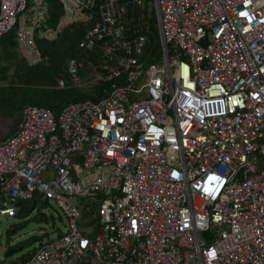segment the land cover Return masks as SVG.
I'll use <instances>...</instances> for the list:
<instances>
[{
  "label": "built area",
  "instance_id": "built-area-1",
  "mask_svg": "<svg viewBox=\"0 0 264 264\" xmlns=\"http://www.w3.org/2000/svg\"><path fill=\"white\" fill-rule=\"evenodd\" d=\"M57 1L0 0L29 65L82 26L54 89L101 93L0 140V217L67 220L22 264H264V0Z\"/></svg>",
  "mask_w": 264,
  "mask_h": 264
},
{
  "label": "trees",
  "instance_id": "trees-1",
  "mask_svg": "<svg viewBox=\"0 0 264 264\" xmlns=\"http://www.w3.org/2000/svg\"><path fill=\"white\" fill-rule=\"evenodd\" d=\"M47 1L50 8L49 26L55 27L61 10L57 0ZM83 30L82 26H69L60 32L55 41L37 40L43 60L35 65H28L22 56L20 60L16 59V53L19 51L13 31L0 37V119L1 122L7 123V132L17 129L22 110L27 106L43 107L57 115L69 102L86 99L96 101L101 98L99 87L78 92L51 88L54 85V78L62 70L66 60L73 55L77 43L83 36ZM27 204L22 203V209ZM38 240V237L35 238L36 242ZM17 249L16 246L8 247L5 256L14 255ZM27 259L28 253L9 264H22Z\"/></svg>",
  "mask_w": 264,
  "mask_h": 264
},
{
  "label": "rangeland",
  "instance_id": "rangeland-1",
  "mask_svg": "<svg viewBox=\"0 0 264 264\" xmlns=\"http://www.w3.org/2000/svg\"><path fill=\"white\" fill-rule=\"evenodd\" d=\"M145 5L152 18L150 21L153 30L157 33L158 26L153 17L154 9L151 0H146ZM16 59H21L20 53H16ZM10 73L11 71H9ZM51 88H54V85ZM74 90L84 91L85 88L71 89V91ZM7 130V123L1 122L0 119V134L4 135ZM31 207L32 203H28L15 218L0 217V262L2 264H9L31 251L37 246L44 233L49 234L54 229L64 230L66 228L67 220L55 203L42 200L32 211H30ZM37 237L39 240L36 242L35 238ZM12 246L18 248L17 252L12 256H5V250Z\"/></svg>",
  "mask_w": 264,
  "mask_h": 264
},
{
  "label": "crops",
  "instance_id": "crops-1",
  "mask_svg": "<svg viewBox=\"0 0 264 264\" xmlns=\"http://www.w3.org/2000/svg\"><path fill=\"white\" fill-rule=\"evenodd\" d=\"M49 11H50V8H49ZM14 32V34H15V31H13ZM15 41H16V37H15ZM16 45H17V43H16ZM38 47V46H37ZM17 49H18V46H17ZM39 49V48H38ZM18 51H19V49H18ZM39 51H40V49H39ZM19 53L21 54V52L19 51ZM40 53H41V51H40ZM42 55V54H41ZM21 56L23 57V55L21 54ZM24 58V57H23ZM25 59V58H24ZM26 61V60H25ZM26 63H27V61H26ZM28 64V63H27ZM29 65V64H28ZM16 131V130H15ZM15 131L13 130L12 132H6L4 135H1L0 136V139H5V138H7V137H9V136H11L12 134H14L15 133Z\"/></svg>",
  "mask_w": 264,
  "mask_h": 264
},
{
  "label": "water",
  "instance_id": "water-1",
  "mask_svg": "<svg viewBox=\"0 0 264 264\" xmlns=\"http://www.w3.org/2000/svg\"><path fill=\"white\" fill-rule=\"evenodd\" d=\"M36 205H37V202H36V201H35V202H33V203H32V207H31L30 211H32V210H33V208H34Z\"/></svg>",
  "mask_w": 264,
  "mask_h": 264
}]
</instances>
